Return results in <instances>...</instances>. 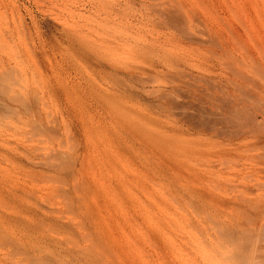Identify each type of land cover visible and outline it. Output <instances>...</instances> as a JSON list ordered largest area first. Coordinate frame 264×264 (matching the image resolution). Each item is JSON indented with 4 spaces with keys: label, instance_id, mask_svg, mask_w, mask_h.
Wrapping results in <instances>:
<instances>
[{
    "label": "bare ground",
    "instance_id": "1",
    "mask_svg": "<svg viewBox=\"0 0 264 264\" xmlns=\"http://www.w3.org/2000/svg\"><path fill=\"white\" fill-rule=\"evenodd\" d=\"M136 3L126 0L125 10L121 9L142 19L149 18L150 22L156 19L171 38L166 43L180 46L176 49L182 52L180 56L170 52L155 56L142 71L110 60L123 67L109 65L111 77L121 85H115L116 94L119 87L128 93H121L124 97L144 96L146 102L151 101L148 105L154 116L173 117L172 125L167 123L168 130L151 128L148 145L139 150L144 168L140 172V186L135 183V189L138 184L140 193L137 189L138 194L131 193L129 187L133 189L134 184L126 180V173L121 175V168L128 167L126 150H132L134 156L138 154V148L131 144L138 135L135 129L126 137L124 125L120 126L123 129L118 126L104 145L107 167L115 165L107 171L112 169L111 173L118 176L110 173L106 180H98L99 176L90 180L91 173L84 171L88 165H84L86 148L72 157L59 151V146L53 145L59 140L57 128L32 116L33 135L39 137L37 140H49L53 146L41 152L34 144L23 149V154L29 156L28 166L36 173L32 177L45 182L47 200L60 198V214L54 216L53 211L35 209L31 218L33 230L41 235L40 242L48 241L55 247L52 252H47L39 242L29 246L17 242L15 233L25 225L20 204L31 195L17 188L8 177V167L14 160L19 162L16 154L21 151L16 140L23 135L13 122L33 103L22 94L19 78L11 82V72L6 70L0 73V245L18 248L24 255V264H43L46 260L53 264H264V35L258 30L256 36L251 35L254 18L259 17L264 25V0H199L197 9L187 8L186 3L177 0H159L156 5L142 0ZM78 10L90 26L100 25L106 19L104 0H86ZM56 26L50 25L52 41L56 42L59 35L76 52H92L99 42L107 43L102 28L94 30L88 26V30L97 32L94 41L76 37L74 30L57 32ZM25 28L29 35L37 29L30 23ZM4 32V45H20L19 33L10 28ZM149 43L135 51L153 56L156 47ZM110 61L103 62L111 64ZM6 66L7 63H1L0 68ZM188 67L191 71L186 70ZM164 69L175 73L174 81L160 82L163 75L170 74H165ZM157 77L161 80L152 85L160 82V86L146 89ZM118 95L115 98L111 93L113 97L108 103L120 99ZM96 99L103 104L101 97ZM169 118L165 120L168 122ZM115 182L123 184L124 200H120ZM122 216L127 218L123 220L128 223L127 228L119 224ZM57 233L61 235L60 246Z\"/></svg>",
    "mask_w": 264,
    "mask_h": 264
},
{
    "label": "rangeland",
    "instance_id": "2",
    "mask_svg": "<svg viewBox=\"0 0 264 264\" xmlns=\"http://www.w3.org/2000/svg\"><path fill=\"white\" fill-rule=\"evenodd\" d=\"M133 1H136V4L138 5L139 0ZM142 1L145 4L156 5L157 3H159V0ZM162 1L160 0V2ZM177 1L186 3V5L188 6L187 8L193 6L192 8L195 7L194 9H197L196 4L199 5V3H197V1L199 2V0ZM84 2H86V0H0V65L1 63H7V66L4 67L5 69L0 68V73L5 72L6 70H10L11 74L9 75V77L11 82H13V79L15 77H18L22 86V94H25L29 99L31 98V101L33 103L31 109L29 108V110L25 111L23 115L18 117L16 119L18 121L13 122L14 125L19 129V132L23 133V135L21 134L22 137L16 140L17 148L21 151V154H16L19 162L14 160L13 164L8 167V177L17 185V188H22L25 194L31 195L30 197L24 198L21 201L20 205L23 209L22 217L25 221V225L21 227L19 233H15V239L17 240V242L19 241L22 244H27L28 246L31 243H34L36 245L39 242V245L42 246V248H47L46 251H49V253L52 252V250H55V247L52 246L51 243H48V241L42 240L40 242L41 235L40 233H37L33 230V221L31 220V218L35 209H39L42 212L53 211L51 212V214H53L54 216H59L60 198L53 197L52 200H47L46 184L45 182L40 181L39 178L38 180H35V178L32 177L36 173L33 168H30V166H28L30 162L27 161H30V158L25 153L23 154V149L26 150L28 146H32L35 144V146H37L38 148L37 150L42 152L46 151V149H50L53 145H58L59 151L64 152L66 155L68 153L69 156L71 154L72 157L77 154H81L86 148L85 150L87 151L83 153L87 152L88 155H85L84 161H86L87 163L84 162V165H88L87 167L85 166L84 171H86L85 174H87L88 171L89 173H91V175L88 173V179L91 180L92 178L97 180V177L99 176L100 178L98 177V180H106L107 174L109 175L108 177H111L110 173L113 170L111 169V171H107L112 165H110V167L108 166L109 168L107 167L109 163L107 164L106 162V148H104V145H107L106 143L108 142V139L111 138V136L114 134V130H116L118 126V128L121 129L122 127L120 126L124 125V129H122L126 137L127 135H129V131H131V129L133 128L138 133V135L134 138V142L131 141V144L134 145L133 147L138 148V157L137 155L134 156L133 153H131L132 150H126L127 159H129L127 160L128 164H131L132 167L130 166V168L129 165L125 163L127 164L126 166H128L127 169L124 170V167L119 168L125 171L123 172V170H120L121 175L126 173V176H123L127 178L126 180H129V184H134V186L132 185L134 190L131 188V186L129 187L131 193L135 191L134 193L138 194V188L142 180L140 172L141 169L143 170L144 168V165H142L141 163V157L139 156V150L140 152L143 151L144 146L148 145V133H150L151 128L153 129L155 127H160L164 130H168V128L170 127H167V123L170 124V122H173L171 121L173 120V117L169 114H163L164 117L163 115H161L164 119H162L160 115L157 116V114L154 116L155 113L153 112V110L151 108L149 109V107H151L149 106L151 105V101L148 100L149 103L148 101L146 102V97L143 96L142 99H139L134 95V97L131 96L132 94L128 95L131 96L129 97L130 99L126 98L128 96L124 97V95H122L126 93L124 88H121V91L119 90V87L117 89L118 94L119 91L120 94L122 93L121 95L119 94L120 99L117 100H121V96L124 97H122V100L120 102H117V100L114 99L116 100L115 102L117 105L115 104V102L113 103L114 105L112 103H108V100L109 102H111L110 98L113 97H110L111 93H113L115 98L118 95L116 94L117 87L115 88V85L121 87V85H118V83L115 82V79L112 78L113 72H111V68H109V65L110 67H122L123 64H126L127 66H129L128 64H130L133 70L136 67L135 70L140 69L142 71L147 69L150 64L149 60H151V58L155 59V56L161 57L165 52H170V54L174 53V55L180 56L182 52H180L179 49H176L178 47L180 48V46L174 47L173 43H170V45H172L171 47L166 43L171 38L169 37V35H167V30L163 28V26H161L156 19H152V21L150 22L147 20L149 18L142 19L140 18V16L137 17V15H133L136 13L132 12V14L130 12L129 14V12L122 11V9L125 10L124 5L126 0H104V6L106 7V19L103 21L104 23L102 22L100 24H103L104 27L100 26L99 24L96 26H90V23L85 18H82L78 15V13H80L78 9L82 7V4ZM261 4L260 6H264V4ZM137 5H133L134 7H136L134 9L138 8ZM263 6L262 8H264ZM262 14L264 13H261V15ZM132 16L134 18L137 17V19H135L137 21L132 20ZM262 17H264V15ZM258 18L253 19L254 31H252L253 34L251 33L252 37L253 35H257L255 34L256 30H258L259 32L262 31L260 33L264 35V29H260L263 24H261ZM256 20L258 23L256 22ZM29 23L31 24V26L32 24H34L37 27V29H34V32L32 30V32L34 33H31L32 35H29L28 31L25 28L26 24ZM51 23L57 25V32H59V30L61 29L66 31L69 30L68 32H70V30L71 32L77 31L76 37L87 38L88 40L91 39L94 41H96L95 38H97V32L94 33V31L88 30V26L91 28L94 27V30L102 28L104 30V37H107V43L109 40L110 45H107V43L105 42H99V46L95 51L88 53L81 51L76 52L72 49V47H68L66 43H64V41L62 42V40H60V38L58 37L59 35H56V33L55 35L57 36V41H52V39L50 38ZM8 28L13 29L15 32L19 33V36L21 37L20 45H11L8 43L9 40H6L7 44L9 45H4V35L2 34L5 33L4 30L6 31V29ZM166 36L168 39L166 38ZM230 36L231 35L228 36L229 39ZM252 37L251 39H253ZM112 39L113 43L115 42L114 44L112 43ZM144 40L145 42H143ZM232 41H230V43ZM151 42H153L154 47H156V54H154L153 56H147L143 54L141 55V53H137L135 51V49H137L140 45H146V43L152 44ZM124 43L125 46H122L124 45ZM231 46L234 45L231 43ZM131 48L132 50H130ZM104 60H107V62L110 60H114V62L118 61V64H120V62L121 64H123L117 65L116 63V65H113V62L111 63V61V64H108L107 62H103ZM97 63H101L104 68H102L101 64L100 66L97 65ZM126 65L123 66L126 67ZM117 69L120 68L118 67ZM121 69H123V67ZM102 70L105 71L102 72ZM164 70L165 74L170 72V74L168 73L167 75H169L171 79L169 76L167 77V75L165 76L162 74V80L158 79L159 77H157L155 80L150 81L151 83L149 84H151V86L148 85L146 89L160 86L158 85L160 82H162L163 84H167L168 82L170 83L175 73L172 70L169 71L170 69ZM186 70L191 71L189 67L188 69L186 68ZM172 74L173 76H171ZM162 75L159 76H161L162 78ZM166 77L170 80H167ZM107 78L114 81L111 82V80H108ZM157 80L161 81L155 83L157 84L156 86H154L155 84L152 85V82H157ZM109 82L113 83V88L111 86L112 84H110ZM111 91H115V93ZM96 94L97 96H94ZM127 94L128 93H126L125 95ZM179 95L181 96V93H179ZM100 97L102 98V100H100L103 101V104L105 105L104 106L102 104L104 107L100 104V102H98L99 100L97 101L96 99H99ZM103 99H105V101ZM111 100L113 101V99ZM96 102H98L100 107L99 105L96 106ZM124 102L125 104H127L125 105ZM107 103L111 105V108H109V105L107 106ZM118 104L119 106L121 105L119 110ZM129 104L131 105V107ZM142 106L147 109L145 110L143 108L142 110ZM106 107H108L107 111H105ZM112 107H115V110L117 109V111L113 112L112 110L114 109H112ZM138 107H140L141 111ZM108 109H110V111H112L113 113ZM136 109H138L137 112ZM95 110L97 111L95 112ZM124 112L126 115L124 114ZM32 116H35L37 119L41 118V120H43L44 122L46 121L49 126H55L57 128L56 134H58L59 139L57 144H55L54 142L53 145L51 143V146L49 140L46 141L47 143L42 140H37L39 137L33 135L34 133L32 125L34 117ZM121 117L123 120L125 117V122L122 121ZM159 117L161 118V120H159ZM119 118L120 122L118 124L117 121ZM168 118L169 121L167 122L166 120H168ZM121 121L123 124L121 123ZM152 121L154 122L152 123ZM164 121H166L165 126ZM115 123H117L118 125L116 124V126ZM156 123H161V126L163 127L156 125ZM79 132L81 133L79 134ZM105 136L106 140L103 141V138ZM140 137L143 138V140H140ZM82 143H86V146H84ZM140 145H142V147ZM134 151L136 153V149H134ZM21 155H23V157ZM122 160L123 159H121L120 161ZM89 162L95 168V171L91 165V167H89ZM104 165H106V168L104 167ZM113 166L115 167V165ZM90 169L93 171H91ZM30 173H32V175ZM60 173L62 175V172ZM111 174L112 176L113 174L117 175V173L115 172H112ZM34 180L38 182L35 183ZM135 183H139V186H137L138 184L136 185V187H138L136 188L138 192L135 189ZM115 184L117 185L116 192L120 196V200H124L125 198H122L124 196L123 184L117 182H115ZM32 187L35 189V191ZM115 204L116 202H114V205ZM126 219V216H122L119 219V224H124L122 225V227L125 226V228H127L128 223H125V221L123 222V220ZM46 237L47 234L44 236V238ZM55 237L58 242L60 241V246L61 235L57 233L55 234ZM0 264H24V255L18 248H11L9 246L4 247V245H0ZM43 264H53V261L46 260Z\"/></svg>",
    "mask_w": 264,
    "mask_h": 264
}]
</instances>
